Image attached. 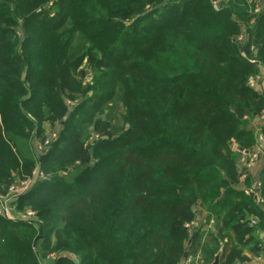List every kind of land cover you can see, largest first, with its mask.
Here are the masks:
<instances>
[{"label": "trees", "instance_id": "1", "mask_svg": "<svg viewBox=\"0 0 264 264\" xmlns=\"http://www.w3.org/2000/svg\"><path fill=\"white\" fill-rule=\"evenodd\" d=\"M256 5L0 0V196L41 175L14 202L35 219L0 216V264H250L264 170L258 193L237 186L264 108ZM45 125L59 131L36 152Z\"/></svg>", "mask_w": 264, "mask_h": 264}, {"label": "crops", "instance_id": "2", "mask_svg": "<svg viewBox=\"0 0 264 264\" xmlns=\"http://www.w3.org/2000/svg\"><path fill=\"white\" fill-rule=\"evenodd\" d=\"M258 78L260 82L264 80V69L261 67L260 76ZM252 124L254 129L252 128L251 130L254 132V135L257 140L258 134L262 135L261 130L262 128H264V122H261L254 118ZM250 152H252V154L257 153L255 147L252 148ZM249 157L250 155L248 154L247 157H242L238 162V169L240 170V181L237 186V189L244 190L246 188L245 181L250 180L251 186L253 185L251 188H253L254 191L258 193V189L256 188L255 183L257 182L261 172L264 170V149L259 151L257 158L248 165L247 161ZM255 242L258 243V246L261 248L260 253L258 255H255L248 249H245L243 255L250 260V264H264V232H258L257 237L255 238Z\"/></svg>", "mask_w": 264, "mask_h": 264}, {"label": "rangeland", "instance_id": "3", "mask_svg": "<svg viewBox=\"0 0 264 264\" xmlns=\"http://www.w3.org/2000/svg\"><path fill=\"white\" fill-rule=\"evenodd\" d=\"M223 1H226V0H220V1H218L217 3H213L214 4V7H217L218 6V4H220L221 2H223ZM250 1V0H249ZM256 3H257V5H256V7H257V9H258V11H256L257 13L260 11V10H263L264 9V0H256ZM254 12V11H253ZM252 25H253V23H252ZM18 33L20 34L21 33V30L19 29L18 30ZM236 41L239 43V44H241V43H243V41H244V34H242V35H240V36H238L237 38H236ZM83 68V70H84V72H85V74H87V77H86V80H89V74H90V69L84 64L83 66H81V69ZM253 87H257V91H262L263 90V86H261L262 85V83L260 82V80H258V81H256V82H252V84H251ZM262 87V88H261ZM80 101V99H77L75 102H73V103H71L72 105H70L69 104V106L70 107H73L74 106V104H76L77 102H79ZM254 121V119L251 121V123H250V128L252 129L253 128V124H252V122ZM45 131H46V133H47V138L46 139H49V138H51V135H55L56 136V134H57V132L59 131V126L58 125H55L54 127H51V126H49V125H45ZM254 129V128H253ZM52 140L53 139H55V138H51ZM44 143H45V141L42 143V144H40L39 143V145H37V147H36V152H40V151H42L43 150V147H45L46 148V145H44ZM88 143H91V141H89ZM249 159V158H248ZM248 162V161H247ZM41 177V176H40ZM39 180V177L38 176H36V178L34 179V182H37ZM15 186V185H14ZM18 189V187H14L13 188V190L12 191H10V192H14V191H16ZM2 197H6V196H2ZM15 199H16V197H12V196H8V197H6V198H2L1 199V202H3V204L2 205H0V216L2 215L3 216V214L4 215H7V214H9V217H12L13 219H15V218H19V216H21V215H23L24 213H25V211H27V210H24L23 212H18V211H16L15 209H14V202H15ZM2 206H3V208H2ZM11 208L13 209V210H11ZM1 216V217H2ZM6 220V219H5ZM51 258V257H50ZM50 258H46L43 262H46V263H48V262H50Z\"/></svg>", "mask_w": 264, "mask_h": 264}, {"label": "built area", "instance_id": "4", "mask_svg": "<svg viewBox=\"0 0 264 264\" xmlns=\"http://www.w3.org/2000/svg\"><path fill=\"white\" fill-rule=\"evenodd\" d=\"M256 11H258L257 8H256L255 12H256ZM258 80H259L258 77H257V78H254V79H250L249 83L252 84V82H256V81H258ZM256 119L259 120V121H261V122H264V108H263V110L261 111V113L259 114V116L256 117ZM55 137H56V136H55L54 134L51 135V138H55ZM51 138L45 140L44 145H46V147L49 145V142L52 141ZM256 141H257V142H256L255 149H256V152H257V153L252 154V152H251V153L249 154L250 157H249V159H248V163H247L248 165H249L250 163H252V162L257 158V156H258V152L261 151V150H263L264 136L258 134V137H257V140H256ZM44 148H45V147H43V149H44ZM36 176H38V177L40 178L41 175H39L37 172H33V177L30 178V179H28L27 181L16 182V183L14 184L15 186H12V187L10 188V190H9V194H8L6 197H8V196H12V197L14 198V197H17V196H19L20 194L24 193V192H25V191L31 186V184L34 183V179L36 178ZM259 185H260V184H259L258 182H256V188H257V189L259 188ZM14 187H18V189H17L16 191H14V192H10V191L13 190ZM6 197H2V196H0V205L3 204V202H1V199H2V198L4 199V198H6ZM2 208H3V206H2ZM11 210H13V209L11 208ZM1 216H2V215H1ZM2 217H3L4 219L8 220V221L15 222V221L34 220L35 217H36V214H35L34 212H32L31 210H27V211H25V213H24L23 215L19 216V218H15V219H13L12 217H9V214H7V215H4V214H3ZM253 224H254V223H253Z\"/></svg>", "mask_w": 264, "mask_h": 264}, {"label": "water", "instance_id": "5", "mask_svg": "<svg viewBox=\"0 0 264 264\" xmlns=\"http://www.w3.org/2000/svg\"><path fill=\"white\" fill-rule=\"evenodd\" d=\"M166 1H173V0H166ZM213 3H217L218 1H220V0H211ZM164 3H162L161 5H163ZM252 27H254V24L252 25ZM254 89L255 90H257V87L255 86L254 87ZM230 110H231V112L233 113V114H235L236 115V117L237 118H239V119H241L242 118V115H241V113L238 111V110H236L235 108H233V107H231L230 108ZM66 117H64L63 119H65ZM103 139H106V137H103ZM238 150L239 151H242V149L241 148H238ZM248 154H250L251 152L249 151V152H247ZM15 182H17V179H15ZM191 205H192V203H191ZM192 210L193 211H195V208L192 206ZM194 237V235H192L191 236V239ZM188 245H189V243H188ZM188 245L185 247V249H184V251H185V253H184V258H186V252H187V247H188ZM180 264H184V262L182 261ZM212 264H218V256H216L215 257V259H214V261L212 262Z\"/></svg>", "mask_w": 264, "mask_h": 264}]
</instances>
